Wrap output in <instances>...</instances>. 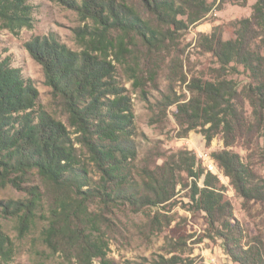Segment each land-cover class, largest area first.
Instances as JSON below:
<instances>
[{
  "label": "trees",
  "instance_id": "16d2710c",
  "mask_svg": "<svg viewBox=\"0 0 264 264\" xmlns=\"http://www.w3.org/2000/svg\"><path fill=\"white\" fill-rule=\"evenodd\" d=\"M32 0H0V23L14 34L32 28ZM92 25L79 29L82 50L76 52L54 37H36L27 43L32 58L45 72L46 83L68 125L40 104V91L22 71L0 56V185L20 187L37 173L48 188L51 205L42 232L45 244L76 260V264H112L108 244L93 238L89 225L97 214L91 204L127 205L134 211L162 206L176 196L185 175L191 187L193 211L205 214L208 231L219 237L227 254L239 264H264V245L258 238L246 242L234 217L227 187L188 150L170 154L157 170L139 166L138 125L129 91L117 77L120 64L134 86L142 85L137 63L130 65L132 40L149 52L164 48L169 35L202 21L212 11L208 0H58ZM231 1V0H227ZM137 2L144 14L134 4ZM242 6L248 0H237ZM134 45V44H133ZM219 67L211 79L193 77L190 100L165 96L161 112L176 106L174 118L180 138L201 133L210 147L222 135L225 149L211 154L224 176L245 201L264 203V181L255 179L242 157L227 150L239 140L255 136L240 108L246 98L264 110V0H255L250 18L220 25L203 38L201 46ZM116 64H115V63ZM242 67L253 83L240 91L227 76ZM143 100H148L143 96ZM88 158V162L83 159ZM90 163L100 181L90 177ZM202 182V185H201ZM27 200L0 201L12 209L19 231H29L44 199L38 187L28 189ZM156 221V218L153 220ZM10 240L0 226V250ZM158 264H187L177 256Z\"/></svg>",
  "mask_w": 264,
  "mask_h": 264
},
{
  "label": "rangeland",
  "instance_id": "374dc122",
  "mask_svg": "<svg viewBox=\"0 0 264 264\" xmlns=\"http://www.w3.org/2000/svg\"><path fill=\"white\" fill-rule=\"evenodd\" d=\"M208 1L213 3L211 13L187 30L169 35L162 50L151 53L139 39L132 40V54L127 61L130 65L137 63L144 87L134 86L128 69L114 62L117 77L134 103L139 166L157 170L170 154L180 150L194 152L203 166L227 187V197L233 205L235 219L244 230L246 242L258 238L264 245V203L245 201L211 158L213 152L225 149L222 135L216 136L210 147L206 146L204 136L196 131L180 138L181 129L173 116L176 106L167 109L165 114L159 106L165 96L190 100L188 85L193 77L211 79V69L219 65L201 47L203 38L220 25L250 18L255 4V0H248L244 6L237 0ZM30 5L32 28H23L14 34L0 23V56L9 59L11 66L20 69L26 79L34 81L40 91L39 104L68 125L46 83L44 69L32 58L27 43L36 37H54L71 50L80 52L82 36L77 31L91 26L92 21H83L77 11L68 9L58 0H32ZM134 5L144 14L137 2ZM235 69L227 78L235 80L238 89L244 91L253 80L242 67ZM143 96L148 100H143ZM243 98L240 108L246 121L249 127L256 125L258 129H254L255 136L251 140H239L226 149L239 154L255 179L264 181V110L246 98V94ZM83 159L88 162L84 155ZM89 168L90 177L99 182L101 175L94 164L90 163ZM180 179L182 184L177 186L176 196L162 206L134 211L127 205L105 207L100 199L91 204L90 210L97 216H93L96 222L89 225L90 231L93 238L108 244L107 258L112 264H158L162 257L175 256L187 264H239L227 254L223 241L208 231L205 214L193 211L191 181L183 174ZM31 187H38L44 199L29 231L20 232L15 212L5 211L0 204V226L10 240V245L0 250V264H76V260L53 251L43 241L42 232L48 224L52 202L45 181L37 173H32L20 187L0 185V201L27 200ZM94 264L101 263L94 260Z\"/></svg>",
  "mask_w": 264,
  "mask_h": 264
}]
</instances>
